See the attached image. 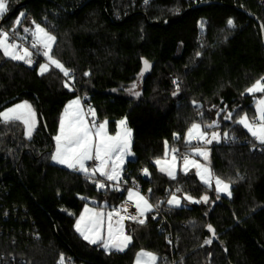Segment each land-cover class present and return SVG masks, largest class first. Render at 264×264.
<instances>
[{"label": "trees", "instance_id": "1", "mask_svg": "<svg viewBox=\"0 0 264 264\" xmlns=\"http://www.w3.org/2000/svg\"><path fill=\"white\" fill-rule=\"evenodd\" d=\"M25 1L8 0L0 29L27 34L24 28L40 24L56 37L51 54L70 75L53 67L41 75L43 58L28 66L0 49V112L26 101L38 120L31 138L23 123L0 121V264H67L69 258L71 264H134L141 251L155 254L158 264H264V144L236 123L256 115L255 97L246 89L264 77L263 38L254 19L231 8L264 25L260 0H148L145 6V0H32L12 14ZM205 2L213 3L182 17ZM164 21H170L167 27ZM138 81L140 95L128 96ZM78 96H87L86 104L112 132L126 120L133 159L123 173L164 211L176 239L173 250L152 211L143 224L126 222L132 242L123 252L107 253L76 231L86 205L113 211L127 193L111 184L98 189L94 181L104 179L52 162L60 116ZM226 113L232 121L224 120ZM213 121L219 123L206 131H219L222 141L210 148V166L230 185V196L192 173L173 179L155 163L165 141L183 155L191 125ZM172 194L200 202L172 208Z\"/></svg>", "mask_w": 264, "mask_h": 264}, {"label": "snow or ice", "instance_id": "2", "mask_svg": "<svg viewBox=\"0 0 264 264\" xmlns=\"http://www.w3.org/2000/svg\"><path fill=\"white\" fill-rule=\"evenodd\" d=\"M145 3H148V0H145ZM9 11L8 0H0V18H2ZM24 13H20L19 17L15 21L17 26L21 23V18L24 16ZM35 24V22H33ZM229 27H234V21L228 20ZM202 26V25H201ZM264 27V25H262ZM25 33L31 32L33 37V43L31 48L36 50V54H42L50 64L55 65L56 68L60 69L65 76L70 75V70L65 69L64 66L56 60L52 53V46L56 41V37L48 33L40 24H35V29L24 28ZM13 34H15V29H13ZM9 32L0 31V48L4 50L6 56H10L14 60H23L25 63L31 65L34 63L32 57L34 55L33 51H30L28 47H22L14 41L9 43ZM40 46L43 47L44 51L41 53ZM22 48L23 54H19ZM9 49L15 51L9 52ZM200 55V53H197ZM49 63L40 64V74L43 75L49 70ZM145 66H148V62L144 61ZM88 75V73H85ZM65 87H68L71 90V86L66 82ZM135 85H133V88ZM248 94L261 93L264 94V77L260 80H257L255 84L248 89H246ZM174 95L176 93H173ZM134 95L139 96L138 92ZM76 106V107H73ZM89 113L95 117V110L89 108ZM35 116L34 111L31 108V105L24 102L23 104H18L14 108H9L4 112H0V121L4 123L11 122H22L25 125H28L27 135L31 136L32 128L34 123H32ZM232 114L229 113L225 119H231ZM107 121L103 123H97L95 119L89 123L85 119V115L82 112L80 107V98L72 100L65 108L64 114L60 120V127L58 134L54 137L56 141L55 152L52 154V160L59 164H64L68 168L73 169L83 173L86 177L91 178L95 177L97 173L100 177H104L107 181H119L121 179L120 169L124 163V157L131 155L130 152V136L131 129L125 128L124 132L121 133L117 131L115 136H110L107 132L106 125ZM236 123L241 124L246 128L250 134L259 141L260 144H264V96H262L257 101L256 115L254 121L250 122L247 115L245 114ZM119 125H125L126 120H121L118 122ZM217 126V123L213 121L211 124L202 126L198 123H193L185 134L184 141L186 149H191V152L186 151L182 156L179 154V149L173 147L168 148V142L165 141V157L168 152L171 151L173 155V166L177 163L178 160H182L184 165L185 172L188 169V166L191 164L197 168L200 165L195 160H190L189 155L196 154L200 156H206L207 154L201 150L200 145L192 144V136L195 134L199 135L200 143H211L212 140L205 141L207 136L206 129L214 128ZM218 133H212V139L218 137ZM224 136L227 137L228 133H224ZM175 139H180L178 134H174ZM88 161H94V166L90 167L86 164ZM119 161V163H117ZM157 165H160V159L155 161ZM161 171H165V168H161ZM147 173V169L144 170ZM168 175L175 179V175L171 170L168 171ZM197 175L200 176L201 180L210 185V178H206L199 171ZM98 189H103L106 187V184L100 182L99 180L94 181ZM217 191H227L230 187L228 183H225L219 177H216ZM220 185H223V189L220 188ZM179 191V189H177ZM230 195V192H228ZM129 199L136 195L138 200L136 202V210L139 215H143L144 212L151 211L152 205L148 203L147 199L143 196H140L138 193H134L133 190H128ZM219 198V197H218ZM184 199L192 200L190 196H185ZM201 199L207 202L208 197L204 196ZM143 202L144 207L141 208V203ZM179 198L172 194L171 198L167 201L168 204H176L179 206ZM199 203L200 201H194ZM113 211H116L115 209ZM126 211V209H125ZM85 213H90L89 216H85L83 213L76 222V231L91 244L102 243V246L105 250L110 248H115L117 251H123L128 244L131 243L132 237L129 235L123 234L122 227L118 230V235L114 237L113 235V226L111 223L112 213L109 212L108 215V239L104 240L100 235L103 229V218L104 214L102 212H93L91 209L85 207ZM133 220H138L137 216L131 217ZM84 223L83 228L81 223ZM139 223L143 224V220H138ZM209 230L214 233L211 225L208 226ZM118 241V242H114ZM211 241H206L205 243H210ZM144 257L143 261L141 258ZM63 257L61 260L63 261ZM157 257L155 254L150 252L141 251L137 254V264H155Z\"/></svg>", "mask_w": 264, "mask_h": 264}, {"label": "rangeland", "instance_id": "3", "mask_svg": "<svg viewBox=\"0 0 264 264\" xmlns=\"http://www.w3.org/2000/svg\"><path fill=\"white\" fill-rule=\"evenodd\" d=\"M49 33V32H48ZM54 45V44H53ZM42 47V46H41ZM43 48V47H42ZM52 48H53V46H52ZM2 51H3V53H4V50L2 49V48H0ZM12 51H15V50H13V49H9V52H12ZM8 58H10V59H12L10 56H7ZM45 58V57H44ZM14 60V59H13ZM15 61H18V62H24L23 60H15ZM45 61L46 62H42L41 64H45V63H49V61L45 58ZM51 67H53L54 69H56V70H59V71H61L60 69H58V68H56L55 67V65H52V64H50L49 63V69L51 68ZM39 71H40V67H39ZM140 82L138 81V83L135 85V87L133 88V89H129L127 92H126V94L128 95V96H130V97H137L136 95H134V93H136V92H138V93H140ZM257 94H259V93H255V94H249V95H252V96H254L255 97V100H256V105H255V112H256V109H257V101L260 99V98H256V96L255 95H257ZM79 98H80V96H78ZM77 97H75L74 99H76ZM74 99H72V100H74ZM72 100H70L68 103H67V105L72 101ZM26 102V101H25ZM24 102H18V103H16V104H14V105H12V106H10V107H8V108H6L4 111H6L7 109H9V108H14L16 105H18V104H23ZM27 104H29L28 102H27ZM30 105V104H29ZM66 105V106H67ZM66 106H65V108H66ZM73 107H76V106H73ZM80 107H81V109H82V112H83V114L85 115V119L89 122V123H91V121L93 120V119H95L96 120V122L99 124V123H103V122H99L98 121V119H97V117H96V115H95V117H93V116H90V117H88L87 115H86V112H85V108H84V105L82 104V102H81V98H80ZM65 108H64V110H65ZM92 109V108H91ZM64 110H63V112H62V114H61V116H60V120H61V117H62V115L64 114ZM3 111V112H4ZM219 113H222V112H219ZM229 113H226L225 115H224V120L225 121H232V119H225V117L228 115ZM60 120H59V127H60ZM250 121V120H249ZM217 124L219 123L218 121H215ZM250 122H252V121H250ZM32 123H34V120L32 121ZM35 128V126L32 128V130ZM125 128H128L127 126H126V124L125 125H119V124H117L116 125V129H115V131H111V128L108 126V125H106V129H107V132H108V134L110 135V136H115L116 135V133H117V131L119 130L121 133H123L124 132V130H125ZM129 129V128H128ZM246 129V128H245ZM247 130V129H246ZM248 131V130H247ZM58 132H59V129H58ZM213 132H215V133H218L219 135H218V137L216 138V139H212V133ZM249 132V131H248ZM208 134H207V136L205 137V141H207V140H212V142L211 143H203V144H201L200 143V137H199V135H197V134H195V132H194V134H193V136H192V144L193 145H200V147H201V150L203 151V152H205L207 155L206 156H200V155H196V154H191V155H189V159L190 160H195L199 165H200V167L199 168H197V167H195V166H193V165H189L188 166V169H187V171L185 172V170H184V165H183V162H182V160H178L177 161V163L173 166V155H172V153H171V151H169L168 152V154H167V156L165 157V151H164V155H163V158H161L160 159V161H161V163H160V165H158V167H159V169H161V168H165V171H162L163 173H165V174H167L168 175V171L169 170H171L172 172H173V174L175 175V178L179 175V174H194L198 179H199V181L203 184V185H205V186H207V187H209V188H213L214 190H215V192L217 193V194H219L220 196H230L229 194H228V192H230V194H231V187H229V189L227 190V191H217V185H216V176H214L213 175V173H212V170H211V166H210V148L214 145V144H218V143H220L221 141H222V135H221V133L219 132V131H216V130H213V131H211V132H207ZM250 133V132H249ZM58 134V133H57ZM251 135V134H250ZM225 137V136H224ZM227 137H225V139H226ZM255 139V138H254ZM256 140V139H255ZM256 142L259 144V145H263V144H260L259 143V141L258 140H256ZM54 143H55V146H56V141L54 140ZM131 145H132V132H131V136H130V152H131ZM188 150V152H191V149H187ZM55 152V151H54ZM133 158V154H132V152H131V155H128V156H126V157H124V162H126L127 160H129V159H132ZM52 162L53 163H55V164H58V165H61V166H63L64 164H59V163H56V162H54L53 160H52ZM91 161H88V162H86V164L87 165H89V163H90ZM117 163H119V161H117ZM66 168H68L66 165H64ZM123 167H124V163H123V165L121 166V169H120V176H121V178H122V175H123ZM68 169H71V168H68ZM73 170V169H72ZM161 171V170H160ZM200 172L202 175H204L206 178H210V185L209 184H206V183H204L202 180H201V178H200V176H198L197 175V172ZM147 173H145V175H146ZM97 175L99 176V174L97 173ZM97 175L95 176V177H97ZM169 176V175H168ZM169 177H171V176H169ZM101 178H103V177H101ZM172 178V177H171ZM121 180V179H120ZM120 180L119 181H111V182H108V181H102L103 183H105L106 184V186L107 185H109V184H111V185H114L116 188H117V190L118 191H121L116 185H118V183L120 182ZM225 182V181H224ZM226 183V182H225ZM220 188L221 189H223V185H220ZM130 190H133V189H130ZM133 192L134 193H138L140 196H143L144 197V195L142 194V193H140V192H138V191H136V190H133ZM178 198H179V206H177L175 203L174 204H172V205H170V204H168V206L169 207H172V208H178V207H181V206H183V205H185L186 203H188V204H191V203H194V201H197V200H195L193 197V199L192 200H188V199H184V197L185 196H190V195H187V194H185V195H183V196H179V195H177V194H175ZM191 197V196H190ZM146 198V197H145ZM171 198V196L168 198V200ZM132 199L135 201V203L137 202V200H138V197L136 196V195H133V197H132ZM167 200V201H168ZM147 201H148V203L149 204H151L150 202H149V200L147 199ZM203 201V200H202ZM203 202H205V201H203ZM92 203V202H91ZM141 203V208H143L144 207V205H143V202L141 201L140 202ZM85 207H87L88 209H91L93 212H102L103 214H104V218H103V229H102V231H101V233H100V235L103 237V239L104 240H107L108 239V223H109V220H108V213L109 212H111V213H113L112 211H109V210H104V209H102V208H96V207H94V206H92L91 204H88V205H86ZM85 207H84V209L82 210V212H81V214L83 213L86 217L87 216H89L90 215V213H85ZM150 213V211H147V212H144V214L143 215H140V218L141 219H139V220H146L147 219V215ZM81 214L78 216V218H77V220L79 219V217L81 216ZM77 222V221H76ZM111 223H112V226H113V235H114V237H116L117 235H118V230L122 227V229H123V234L124 235H128V233H127V231H126V223H125V221H121V220H116V219H114L113 217H112V219H111ZM136 223H139L138 221L136 222ZM139 224H141V223H139ZM76 225V224H75ZM83 226H84V223L82 222L81 223V227L83 228ZM75 229H76V227H75ZM212 232V231H211ZM80 234V233H79ZM84 239V238H83ZM85 240V239H84ZM86 242H88L87 240H85ZM114 242H118V241H115L114 240ZM132 242V241H131ZM89 243V242H88ZM89 244H91V243H89ZM97 244H100L101 245V247L105 250V248L102 246V243H97ZM97 244H92V245H97ZM131 244V243H130ZM130 244H128V246L130 245ZM128 246L124 249V250H126L127 248H128ZM123 250V251H124ZM107 253H110V252H123V251H117L114 247L113 248H110V249H108V250H105Z\"/></svg>", "mask_w": 264, "mask_h": 264}, {"label": "built area", "instance_id": "4", "mask_svg": "<svg viewBox=\"0 0 264 264\" xmlns=\"http://www.w3.org/2000/svg\"><path fill=\"white\" fill-rule=\"evenodd\" d=\"M192 1L194 3L197 2V0H192ZM260 2L262 3V5L264 7V0H260ZM146 4L147 3H145V1H144L143 6H145ZM35 24H38V23H35ZM35 24L33 25L32 30L35 29ZM13 29H15V34H13ZM0 31H6V30L1 28ZM7 32H9V40H8L9 43L14 41L18 45H21L22 47H28L30 51H33L34 55H33L32 59H33L34 63H32L31 65H29L25 62H23V63H25L28 66H34L41 60V58H43V62H46L45 58L42 54H36V50L31 48V44L33 43V37L31 35V32H29L27 34H20L17 31L16 27H13L10 31H7ZM40 51H41V53L43 52V48L41 46H40ZM19 54H21V55L23 54L22 48H21ZM86 101H87V96L81 97V102L84 105L86 115L88 117H90L92 115L88 111L90 107L88 106V104H86ZM178 155L182 156V154H180V153ZM94 164H95V162L91 161L88 166L92 167V166H94ZM116 186L122 192L123 191L127 192L128 190L133 189V190H136V191L141 193L137 181L134 179H130V175L128 172L123 173L120 182ZM125 209H126V211H125ZM115 210L116 211H112L113 212L112 217L116 220H123L125 222H137L140 218V215L136 210L135 201L132 199H129L128 196H125L123 198V200L119 203V205L116 207ZM152 212H153V219L158 222V228L160 229L161 232L165 233L166 242L171 247V250H173L174 249V242L176 239H175V236L173 235L172 227H171V224H170L168 218L166 217L164 211L161 208L152 207ZM132 216H137L138 220H133L131 218ZM71 262H72V260H71V258H69L67 260V264H71ZM171 264H179V263L176 260H173L171 262Z\"/></svg>", "mask_w": 264, "mask_h": 264}, {"label": "water", "instance_id": "5", "mask_svg": "<svg viewBox=\"0 0 264 264\" xmlns=\"http://www.w3.org/2000/svg\"><path fill=\"white\" fill-rule=\"evenodd\" d=\"M31 1H32V0H26L25 2H23V3L19 4V5H17V6L15 7L14 11L12 12V14L16 13L19 9L25 7V6H26L27 4H29ZM212 3H213V2H205V3H201V4H199V5L193 6V7L189 8V9H187V10L183 13L182 17H183L185 14H187L188 12H190V11H192V10H194V9L201 8V7H204V6H207V5H211ZM231 8H232V9H236V10H238V11H240V12L246 14L249 18L254 19V20L258 23V25L260 26V29H261V31H262L263 46H264V27H262V23L260 22V20L257 19L253 14H251L250 12H248V11H246V10H244V9H240V8H237V7H231ZM145 17H146V16H145ZM146 19H147V18H146ZM176 20H177V19H176ZM176 20H174V21H176ZM169 22H170V21H164L163 25H164L165 27H167V25H168ZM1 25H2V22L0 23V26H1ZM154 25H156V24H154ZM157 25H158V24H157ZM17 98H18V97H16V99H17ZM14 100H15V99H12L11 102L14 101Z\"/></svg>", "mask_w": 264, "mask_h": 264}, {"label": "crops", "instance_id": "6", "mask_svg": "<svg viewBox=\"0 0 264 264\" xmlns=\"http://www.w3.org/2000/svg\"><path fill=\"white\" fill-rule=\"evenodd\" d=\"M43 51H44V49H43ZM23 102H25V101H23ZM30 104V103H29ZM31 105V104H30ZM31 108H32V110L34 111V109H33V107L31 106ZM34 113H35V116H34V118H33V120H34V126H35V128L31 131V136L33 135V133H34V131H35V129H36V127H37V124H38V120H37V115H36V112L34 111ZM22 123V122H21ZM23 125L25 126V136L27 137V138H31V136L29 137L26 133H27V130H28V125H25L24 123H23ZM133 159V158H132ZM130 160V159H129ZM128 161V160H127ZM126 161V162H127ZM126 162H124V167H125V164H126ZM63 167H65L64 165H63ZM124 167H123V170H124ZM72 170V169H71ZM98 176V175H97ZM98 177H100V176H98ZM101 178V177H100ZM102 179H104L105 181H107L104 177L102 178ZM108 182H111V181H108ZM126 196H128L129 197V195H128V191H127V193H126ZM145 197V196H144ZM132 199V198H131ZM147 199V198H146ZM133 200V199H132ZM151 211H152V209H151ZM150 211V212H151ZM139 219H141V218H139ZM121 221H123V220H121ZM145 221L146 220H144V223H145ZM126 223V222H125ZM116 252V251H115ZM144 252H146V251H144ZM139 253H141V252H139ZM156 256V255H155ZM157 257V256H156ZM144 259H146V258H144V257H142L141 258V260L143 261ZM134 264H137V256H136V258H135V261H134ZM155 264H158V258H157V260H156V262H155Z\"/></svg>", "mask_w": 264, "mask_h": 264}]
</instances>
